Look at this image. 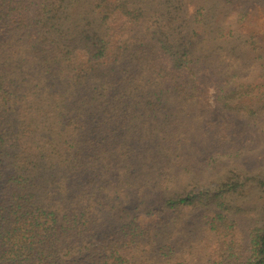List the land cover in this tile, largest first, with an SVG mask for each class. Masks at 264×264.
Returning <instances> with one entry per match:
<instances>
[{
  "label": "trees",
  "instance_id": "obj_1",
  "mask_svg": "<svg viewBox=\"0 0 264 264\" xmlns=\"http://www.w3.org/2000/svg\"><path fill=\"white\" fill-rule=\"evenodd\" d=\"M256 9L0 0V264H264Z\"/></svg>",
  "mask_w": 264,
  "mask_h": 264
},
{
  "label": "rangeland",
  "instance_id": "obj_2",
  "mask_svg": "<svg viewBox=\"0 0 264 264\" xmlns=\"http://www.w3.org/2000/svg\"><path fill=\"white\" fill-rule=\"evenodd\" d=\"M250 23L248 24V29L251 32H259L260 34L264 33V14L262 13V11L256 9L253 13V15L250 16ZM200 76L203 77V79H205L206 81H208L210 83V87H209V102L212 106H214V101H215V94H216V87L213 83V81L211 80L210 77V73L207 71H203L200 73ZM216 114H218V112H216ZM219 115V114H218ZM229 121V120H227ZM232 126V123L229 125ZM246 131L247 130H243ZM243 140L241 139L240 142H242Z\"/></svg>",
  "mask_w": 264,
  "mask_h": 264
}]
</instances>
